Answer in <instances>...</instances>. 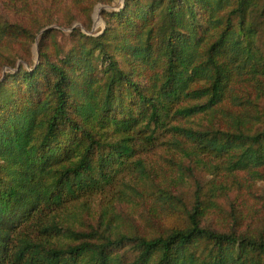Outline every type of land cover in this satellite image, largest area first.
<instances>
[{"label": "trees", "instance_id": "obj_1", "mask_svg": "<svg viewBox=\"0 0 264 264\" xmlns=\"http://www.w3.org/2000/svg\"><path fill=\"white\" fill-rule=\"evenodd\" d=\"M68 1L67 48L0 21L38 50L0 49V264H264V0H123L97 35L73 14L113 0Z\"/></svg>", "mask_w": 264, "mask_h": 264}, {"label": "rangeland", "instance_id": "obj_2", "mask_svg": "<svg viewBox=\"0 0 264 264\" xmlns=\"http://www.w3.org/2000/svg\"><path fill=\"white\" fill-rule=\"evenodd\" d=\"M14 1V0H13ZM8 2V0H0V21L1 19L8 18L12 21L18 22L17 15L20 14V12L24 11V6H28L32 11L36 14H38L39 17H42L44 13H48L49 16H51V24H47L43 29H52L56 28L58 30L57 32V42L60 44L61 47L67 48L70 46L69 40H68V33L70 31V28L63 27L61 25H58L56 21L54 20L55 17L59 18L56 9V3L54 0H16L14 3L20 9L23 7L20 12L13 13L11 10H8L9 8L5 5ZM64 2L68 3V0H64ZM123 3V0H113L112 4L106 5L102 2H98L93 12L91 13V29L87 31L83 26L81 22V16L78 12L74 13L73 15H76L77 18L73 22V26L81 27L82 31L88 34H94L97 35L104 29V20L101 16V10L102 9H109V8H116V6L121 5ZM5 7V8H4ZM53 16V17H52ZM22 17L25 19L28 16H25L22 14ZM53 18V19H52ZM63 18V17H62ZM42 29V30H43ZM40 30V32L42 31ZM25 48V47H24ZM0 49H5L6 52L12 53L13 56L16 57V64H24L27 65L29 61L36 63L37 62V43H33L30 47V57L28 56V53L25 51V49L22 48L21 43L19 40L9 37H3L0 39ZM13 58V57H12ZM27 62V63H26ZM7 66L2 65L0 67V76L7 70ZM166 146L161 147H155L149 154L146 156V161L148 164L154 168H157V170H164L167 169L168 161H166L167 157H172V159H177L179 156V153L177 151H174L173 153L167 152L165 149Z\"/></svg>", "mask_w": 264, "mask_h": 264}]
</instances>
